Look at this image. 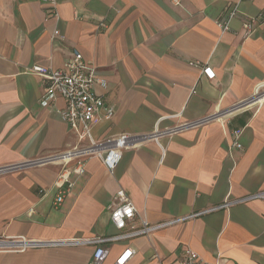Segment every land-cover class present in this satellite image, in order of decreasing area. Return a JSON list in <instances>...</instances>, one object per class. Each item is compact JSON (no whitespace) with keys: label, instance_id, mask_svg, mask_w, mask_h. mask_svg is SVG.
<instances>
[{"label":"crops","instance_id":"obj_1","mask_svg":"<svg viewBox=\"0 0 264 264\" xmlns=\"http://www.w3.org/2000/svg\"><path fill=\"white\" fill-rule=\"evenodd\" d=\"M232 9L223 32L218 22ZM75 50L107 81L96 90L115 106L111 120L94 122L93 136L142 138L112 174L89 158L59 210L60 164L0 176V239L64 242L2 250L0 264H88L95 246L78 241L120 235L111 221L120 190L137 210L135 225L181 221L106 243L103 264L127 250L135 253L124 264H177L188 251L201 264H264V201L220 208L264 191V101L240 107L264 86V0H0V167L78 144L57 113L64 99L42 108L46 82L31 72L60 70ZM157 127L182 129L144 137Z\"/></svg>","mask_w":264,"mask_h":264},{"label":"built area","instance_id":"obj_2","mask_svg":"<svg viewBox=\"0 0 264 264\" xmlns=\"http://www.w3.org/2000/svg\"><path fill=\"white\" fill-rule=\"evenodd\" d=\"M55 2L52 3V6ZM50 14H55V10L50 9ZM236 15V9L229 11L228 15L218 22L223 32L230 30L231 20ZM254 20L249 23L245 30L244 36L248 37L253 30ZM55 36H61L57 30ZM31 72L41 76L46 82V88L40 98L42 108L54 109L55 103L59 97L63 98L66 106L63 109L57 110V113L63 121L75 131L78 137V144L72 148L51 154L45 157L26 160L15 164L5 165L0 167V176L4 174L21 172L30 168L45 166L50 164H60L61 171L54 183L55 195L53 199V208L59 210L68 195L71 194L74 183L71 180L72 173L83 176L86 172V164L89 158H99L105 168L112 174L123 160V154L126 149L138 142L142 136L123 133L116 136H109L102 140L96 139L93 136V124L98 119L111 120L115 114V106L109 104L105 99L98 94L96 88L100 86L104 89L108 88L106 80L98 75V71L91 64L87 63L78 50L73 52V58L66 63L65 67L60 70L35 65ZM203 74L209 80L215 79V72L210 66L203 69ZM264 101V86L259 88L254 96L249 100L240 104V107L260 104ZM192 125V124H188ZM186 127V126H185ZM182 128L175 127L160 131L158 127L153 134L144 136L158 140L159 136L174 134ZM241 131L235 132L236 146L242 148L240 144ZM75 163L72 170L68 169V165ZM117 205L111 209V221L121 233L115 237L107 238H88L78 241V243L95 246L94 254L88 264H103L108 250L105 244L108 242H116L128 240L138 236H149L157 230L173 225L181 220H173L161 224H150L143 221L137 226L134 221L137 217V210L134 204L129 200L125 191L120 190L117 194ZM252 200H263L264 191L252 194L248 197L227 201L220 208L228 207L232 204L244 203ZM220 208L212 209L217 210ZM202 214H196L199 216ZM129 228L127 231L126 229ZM64 242H42L37 240H27L20 238L16 240L0 239V251L16 250L24 251L28 248H39L44 246L59 245ZM74 243V242H72ZM134 250H127L116 264H124L129 260ZM188 256L185 259L179 260L177 264H201L198 254L188 251Z\"/></svg>","mask_w":264,"mask_h":264}]
</instances>
